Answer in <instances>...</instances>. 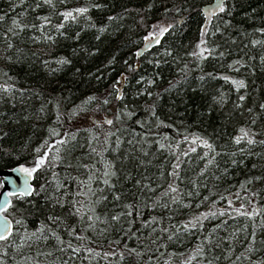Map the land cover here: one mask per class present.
Returning a JSON list of instances; mask_svg holds the SVG:
<instances>
[{"label": "trees", "instance_id": "16d2710c", "mask_svg": "<svg viewBox=\"0 0 264 264\" xmlns=\"http://www.w3.org/2000/svg\"><path fill=\"white\" fill-rule=\"evenodd\" d=\"M54 2L56 7L51 8L42 0H0V16L4 17L0 20V168L34 167L37 157L45 155L46 162L35 173L34 185L38 189L44 185L47 196H59L63 201L59 205L48 201L40 190L30 197H13V206L6 213L14 222V231L7 242L0 241V264H264V144L249 145L242 140L236 145L231 139L243 126L255 134L256 140H264V44L251 43L253 39L264 40V34L255 31L264 27V0H228L227 11H217L215 15L208 11L217 0ZM36 3L41 7L36 8ZM95 3L104 7H89L88 13L79 17V23H66L62 30L66 37L56 35L53 41L34 40L43 33L28 27L21 31L12 23L18 20L22 24H39V16H49L55 25L62 22L60 12ZM174 7H180L181 12L166 11ZM159 22L174 23L175 30L160 37L159 43L153 40L148 44L146 37ZM205 23L210 31L217 25L222 29L223 34L218 32L206 39L209 47L214 42L219 46L217 51L225 55L209 56L198 65L188 53L194 50ZM104 26L106 30L100 32ZM45 31L52 35L55 29L45 26ZM76 33L78 39L74 38ZM61 57L71 63L58 65L56 61ZM155 60L161 63L157 66ZM235 60L243 64L229 67ZM186 64L188 70L184 71ZM128 65L135 70L129 71ZM121 74L128 81L118 84ZM141 75L152 77L155 83H137ZM224 75L244 79L246 87L237 92L231 81H224ZM5 84L14 87L5 91ZM114 86L125 92L123 103L134 106L135 115L114 120L111 126L103 123L104 118H112L113 111L122 107L114 98ZM140 88L153 95L148 96L147 91L133 95ZM110 92V103L104 105L102 100ZM221 92L226 96L222 105L214 100ZM240 95L243 101L238 100ZM90 96L97 99L89 100ZM153 103L155 117L147 107ZM157 118L164 123L158 124ZM97 119L100 125H95ZM109 130L114 135L108 136ZM185 136L189 137L187 141ZM193 136L214 144L212 164L204 155L207 150L202 144H194ZM117 137L121 143L115 146ZM162 137H168L164 142L170 144L171 154L159 149L157 142ZM63 140L69 143H61ZM190 147L196 151H189ZM237 148L244 151L238 152ZM185 151L188 156L183 155ZM57 155L65 162L55 161L53 166ZM177 156L181 161V179L177 183L190 207L141 206L139 215L133 211L131 227L124 219L111 220L125 211L126 203L143 201L150 205L158 197L161 203L167 200L161 194L172 180L170 165ZM232 159L237 164L232 165ZM105 160L111 161L117 172L112 177V190L102 179ZM89 175L94 179L89 181ZM81 181L92 188L93 203L89 196L79 194L86 191ZM144 184H151L154 191L143 188ZM114 191L121 192V200L113 198ZM187 191L196 195H183ZM101 195L106 199L96 203ZM228 199L232 205L227 204ZM29 200L42 212L25 216L22 208L30 207ZM74 201L86 209L94 206L100 220L92 228L87 226L92 223L88 219L91 213L84 210L82 219L74 211L80 204ZM240 204L244 205L242 212L256 214L248 217L231 211ZM217 208L229 209L228 214L204 220L203 229L177 233L178 238L172 240L166 238L190 216ZM47 215H60L78 236L69 235L58 225L53 228L63 243L50 231L36 232L41 221L50 223ZM152 217L158 223H152ZM21 220L22 225L16 223ZM142 221L152 226L145 227ZM160 228H168L169 232H161ZM210 234L212 238L205 240ZM77 247L79 251H74ZM88 248L93 251L88 252ZM132 248L140 253L139 257L129 256L128 249ZM197 248L203 250L202 254H195Z\"/></svg>", "mask_w": 264, "mask_h": 264}, {"label": "snow or ice", "instance_id": "6c2138e0", "mask_svg": "<svg viewBox=\"0 0 264 264\" xmlns=\"http://www.w3.org/2000/svg\"><path fill=\"white\" fill-rule=\"evenodd\" d=\"M60 2H63V0H60ZM21 3H23V0H21ZM42 4L48 5L51 8L56 7L54 0H42ZM231 6L234 7V5H231ZM35 7L36 8L41 7V3H36ZM89 7L101 8V7H104V5H102L100 3H95V4H92L90 6H81V7H76L73 9H66V10L59 13V15L62 16V18H63L62 22L57 23L55 25L52 24V21H51L49 16H39L38 20L41 22L39 24H22V23H19L18 20H13L12 23L14 25H16L21 31L24 28L28 27V28L38 29L41 33H43V37L34 36L33 37L34 40L43 38L47 41H53V38L56 35H61V36L66 37V33L64 31H62L65 28L66 23L69 25L71 23H79V17L85 16L89 11ZM149 7H151V5H149ZM228 8H229L228 0H217L212 14L215 15V13L217 11L220 13H225ZM166 11H175L176 13H180L181 8L180 7H174V9H171V10L166 9ZM3 19H4V17L0 16V20H3ZM86 19L88 21H91L90 16H87ZM108 19L113 20V19H116V17H109ZM180 22L181 23L183 22V17H181ZM223 23L230 24V21H223ZM45 26H50L51 28L55 29V31L53 32L52 35H48V33L45 31ZM92 26L95 27V24H92ZM152 28H153V31L150 34V37H146L148 44H151L153 40H155L157 43H159L160 37H162L165 33L169 32L170 29L175 30V25H174V23H168L166 25H164V24L153 25ZM105 30H106V26L99 28L100 32H104ZM9 31L12 32V29H9ZM255 31H257L261 34H264V27L256 29ZM218 32L223 34L222 29L218 25L214 26V31H210L207 29V23H205V25L202 28L201 33H200V39L198 40V42L194 46V50L191 51L190 53H188L191 57L194 58V60L197 62L198 65L200 63H203L204 60H206L209 56H216V57L222 58L225 55V53L223 51H217V48L219 46L215 45L214 42H213L212 46L209 47V41L206 39V36L211 35L214 37L216 35V33H218ZM12 34L16 35L15 32H13ZM74 38L78 39L79 33H76V36ZM96 38L99 39V36H97ZM251 43L254 45L255 44H264V40L253 39L251 41ZM9 47H11V45H9ZM165 54L170 55V52L168 50H165ZM136 55L139 56L140 53L137 52ZM262 59H264V58H262ZM113 62H114V58H113V60L109 61L110 64ZM44 63H45V65H47L48 62L45 61ZM56 63L58 65H63V64L71 63V61L68 60L66 57H61L56 61ZM154 63L158 66L161 63V60H155ZM242 64H243V61L235 60L232 62V65H229V67H233L234 65L240 66ZM127 67H128L129 71L135 70L132 65H128ZM187 70L188 69H187V64H186L184 67V71H187ZM237 70H238V67H237ZM5 75H7V74L5 73ZM157 75H158V73H157ZM206 75L209 77L213 76L212 73H208ZM200 79L203 80L204 76L202 75L200 77ZM223 79L225 82L231 81L232 85L235 86L237 92H239L240 88L246 87L244 79H236V78H234L232 76H228V75H224ZM120 81L127 82L128 77L124 74H121V77L118 79L117 83L119 84ZM141 82H143L144 84H147V85H152L155 83V80L152 77H146L144 75H141V76H139L137 83H141ZM173 86L174 85H170V87H173ZM3 87H4L5 91H8L11 89V87H14V85L5 84ZM113 91L115 93V97H114L115 100L118 102H121L122 107H120L118 110L113 111V117L112 118H107V117L104 118L103 123L106 125H111V126H114V120L119 122L122 118L130 119L132 116L135 115L134 106L130 107L128 104L123 103V101L125 99V92L120 87H116V86H114ZM145 91H147V90L144 88H140V89L135 90L133 95L140 96ZM147 95L152 96L153 93L151 91H147ZM156 95L158 96L159 94L157 93ZM112 96H113V93H111V92L108 93L105 96V98H103L102 103L104 105L109 104ZM88 99L89 100H96L97 98L95 96H90ZM225 99H226V96H225V93H223V92H221V94L218 97H214V100L219 102L221 105L223 104ZM238 100L243 101L244 96L243 95L238 96ZM58 107L59 106L57 105V108ZM147 107L152 110L151 115L155 117L156 116L155 103H153L152 105H148ZM261 107L264 108V104H262ZM114 109H115V105H114ZM210 110L211 109H209V111ZM157 122H158V124L164 123L163 121L159 120L158 118H157ZM136 123H142V122L136 121ZM100 124H101V121L99 119H97L95 121V125H100ZM52 133H53V135H57L55 129H52ZM112 135H114V133H112L111 130H109L108 136H112ZM108 136L105 137L106 145L108 144ZM188 138H189L188 136H185L183 139L185 141H187ZM70 139H74V137L70 136ZM231 139L234 140L236 145H240L242 140H244L249 145L256 144V143L264 144V140H256L255 134L251 133L249 129H247L243 126L239 128V134L234 135ZM167 140H168V137H162L161 140L158 141L157 143H158L159 149H161V150L167 149L169 151V153L171 154L170 144L164 142ZM192 140H193L194 144L199 143V144L203 145L204 149L207 150L204 153L205 157L208 158L207 162L209 164H212L213 163L212 154L215 152L214 144H212L208 139H205L203 137H198V136H193ZM61 143L67 145L69 143V141L63 140V141H61ZM120 143H121V141L117 137L116 140L114 141L115 146H118ZM92 150L96 151L95 148H93ZM39 151L40 150L37 149V152H39ZM58 151H59V149H58ZM189 151L195 152L196 148L190 147ZM237 151L242 153L244 151V149L243 148H237ZM183 155L188 156L189 152L185 151V152H183ZM232 155L235 156V153H233ZM55 161H59L61 163L65 162L59 155L54 157L53 166H54ZM45 162H46V156L45 155H39L36 159L34 167H26L24 165H20L18 171L24 175L22 178H20V184L19 185L17 184L18 178H15L11 175L0 177V189H5L6 186H9V185L12 186L11 190H5L3 192L5 200H4L3 205L0 206V212H4L7 208L13 206V200L10 199L12 197H17V196H19V197H30L34 193H36L38 190L44 191V185H40L39 189H38L37 186H35L33 183H30L29 181H30V179H32V180L35 179L34 174L37 173V171L41 169L42 165H44ZM230 163L232 165H235V164H237V160L232 159L230 161ZM84 167L87 168L88 165H84ZM170 167H171L170 175L172 177V180H171V182L168 183L167 189H165L161 194L162 197H167V200H164L163 203H161L160 198L158 197L157 199L152 200L150 205L143 204V201L136 202V203H126V204H124L125 211H123L117 215L112 216L111 220L114 222H118L121 219H124L125 223H127L131 227V225L134 223V220L130 219L132 217L133 211H135L137 213V215H139L141 206H145V207L151 206L152 208H156L159 206V207H163V208H168L169 204H176V205H184V206L190 207V203H186L185 200L182 198L180 186L177 183V180L181 179V176H180L181 161L179 159V156L175 157V160L170 165ZM224 171L226 173L228 170L224 169ZM116 175H117V172L114 169L112 162L105 160L102 179H103V183L109 187V190H112L115 187L114 184H112V177H115ZM161 176H163V173H161ZM93 179H94V177L92 175H89L88 180L91 181ZM256 179H259V177H256ZM45 183H47V181H45ZM136 184L141 185V181H136ZM80 186L86 187V191L81 192L79 194L82 196H84V195L89 196V202L93 203L91 201V195H94L92 188L90 186H86L83 181L80 182ZM142 187L147 188L149 191H154L151 184H144V185H142ZM44 194H45V197L48 201L54 202L58 205L63 203V201L59 198V196H55V197L47 196L46 191H44ZM121 195L122 194L119 191L113 192V198L117 201L121 200ZM183 195H186L188 197H192L193 195H196V193L193 191H187ZM219 198L221 200L225 199L224 196H220ZM99 199H106V197L101 195L98 198V200L96 201V203L99 202ZM205 199H207V198L205 197ZM17 203L19 204L21 202L17 201ZM28 203H29L30 207L22 208V211L25 213V216L34 215L37 212H42L41 209L32 205L31 200H29ZM73 203L74 204H80L79 201H74ZM227 204L232 205V200L228 199ZM213 206L215 207V205H213ZM243 208H244V205L240 204L239 207L232 208L231 211H233L237 214H242V215L248 216V217H253L256 214L253 211L242 212ZM84 210L91 213V215L88 217V219L90 221H92V223H89L87 226L89 228H92L95 225L96 221L100 220V216L95 214L94 206L92 208L86 209L85 205L80 204L79 207H76L74 209L75 213L80 215L82 217V219H83V215H84ZM228 211H229V209H227V208H217L216 211H212L211 209H209L207 212H202V213L192 215V216H190L189 220L181 222L182 227L177 226L175 228V231L171 232V234L168 235L166 238L168 240H172L173 237H177V233H187L191 229H203V227H204L203 221L204 220L210 219V218L215 217L217 215H219V216L227 215ZM71 214L72 213H69V215H71ZM46 220L49 221L50 223H45L44 221H41L40 227L36 230V232L43 234L44 231H50L52 233L53 237H55L58 241L63 243V241L60 240V236L58 235V233L53 228L54 225H58L60 227L65 228L69 235L78 236V234L75 231V228L72 227L71 225H67L66 223H64L62 220V217L60 215H47ZM151 221H152V223H158L156 217H152ZM16 223L22 225L23 220L16 221ZM152 223H149L148 221H142V225L145 227H151ZM0 229H2V230H0V241L7 242L10 239V237L14 231V229H13L11 223L9 222L7 216L4 217L3 224L0 225ZM159 230L161 232H169L168 228H160ZM153 231H155V229H153ZM36 232L32 233V235L35 236ZM132 234L135 235V233H132ZM251 235H252L253 242H255V237H256L255 232H253ZM211 238L212 237L210 234L209 236H206L204 239L210 240ZM68 247L72 248V245L69 244ZM74 251H79V248L78 247L75 248ZM87 251L92 252L93 249L88 248ZM202 252H203V250L200 248H197L195 250V254H197V255L202 254ZM128 253H129V256H131L132 254H135L137 257L140 256V253L137 252V250L135 248L128 249ZM109 254L115 255V253H105V255H109ZM119 255L121 258H123L124 253L121 252V253H119ZM194 258H195V256H193V259ZM186 264H188L187 261H186Z\"/></svg>", "mask_w": 264, "mask_h": 264}, {"label": "water", "instance_id": "95a60500", "mask_svg": "<svg viewBox=\"0 0 264 264\" xmlns=\"http://www.w3.org/2000/svg\"><path fill=\"white\" fill-rule=\"evenodd\" d=\"M24 166H26V165H24ZM19 167H20V165L15 166V167H12V168H0V177H2V176H7V175H11V176H13V177H15V178H18V179H17V184L19 185V184H20V178H22L23 175H24V174H22V173H20V172L18 171ZM26 167H32V166H26ZM34 176H35V174H34ZM29 182L34 184V180H32V179H30ZM11 187H12V186L9 185V186H6L5 189H0V206L3 205L4 200H5V197H4V195H3V192H4L5 190H11ZM10 199L13 200V197L10 198ZM8 209H9V208H7L4 212H0V225L3 224V219H4V217L7 216L9 222L11 223L12 227L14 228V222H13L12 218L6 213V211H7ZM0 230H2V229H0Z\"/></svg>", "mask_w": 264, "mask_h": 264}, {"label": "rangeland", "instance_id": "374dc122", "mask_svg": "<svg viewBox=\"0 0 264 264\" xmlns=\"http://www.w3.org/2000/svg\"><path fill=\"white\" fill-rule=\"evenodd\" d=\"M213 9H214V8H212V9H210V10L208 11L209 14H212V13H213ZM161 24L166 25L167 23H165V22H159V23H156L155 25H161ZM152 31H153V28H152L151 32L149 33L148 37H150V34L152 33Z\"/></svg>", "mask_w": 264, "mask_h": 264}, {"label": "bare ground", "instance_id": "6f19581e", "mask_svg": "<svg viewBox=\"0 0 264 264\" xmlns=\"http://www.w3.org/2000/svg\"><path fill=\"white\" fill-rule=\"evenodd\" d=\"M142 51H144V49H142ZM142 51L140 53H142Z\"/></svg>", "mask_w": 264, "mask_h": 264}]
</instances>
